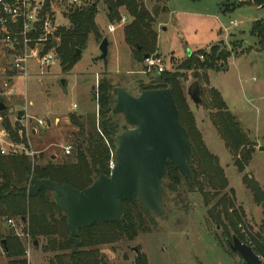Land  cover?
I'll return each instance as SVG.
<instances>
[{
	"label": "rangeland",
	"instance_id": "1",
	"mask_svg": "<svg viewBox=\"0 0 264 264\" xmlns=\"http://www.w3.org/2000/svg\"><path fill=\"white\" fill-rule=\"evenodd\" d=\"M93 1H97L100 11L95 22L101 39L96 40L93 35L88 37L85 49L78 55L79 59L69 72H60L59 61L52 46L45 52L52 55L54 63L42 67L44 75L31 76L25 81L0 76V90L13 89L8 96L0 95V100L7 106L6 117L12 127L18 123L22 129L27 149L33 153L29 156L31 159L42 155L43 161H47L54 155L53 160L57 163L72 161L73 142L77 138L76 129L69 122V115L76 113L84 118L88 114H95L98 121L93 89L96 81L105 74L111 77L115 85L137 94L140 82H146L147 75L154 71L147 70L143 62L131 63V50L122 40L123 28L130 21V17L124 15V10L121 9L123 15L119 20L109 22L102 0H89ZM142 1L146 9L154 13L155 0ZM236 2L239 0H168V15L162 19V13H159L154 22V29L158 32L157 55L167 72L185 74L177 70L176 64L190 52L201 49L208 53L211 45L217 42L222 41L225 48L232 51L227 70L209 72L207 82L202 77L206 73L203 71L197 76L189 71L186 72V79L180 78L185 102L194 117L195 125L209 152L218 158L228 187L217 197L208 195V206L198 192L188 193L180 188L178 192L168 193L164 199L165 215L154 219L149 232H140L133 240L121 239L99 246L105 264H137L139 256L144 257L145 264H242L241 257L230 251L227 244L230 238L224 235L222 225H216L208 215V209L229 188L233 189L234 206L244 215L242 230L251 234L260 231L264 209L254 197L252 189L244 183L243 177L246 175L254 182L264 196V47L258 50L255 39L250 35L252 22L261 19L263 11L251 4L226 11L231 3ZM73 3L78 6L80 0ZM70 4L71 0L49 1L48 14L56 18L59 27L67 26L65 15ZM159 19L165 22L164 28H161ZM109 25L115 28L112 33L107 31ZM104 37L109 41L106 64L99 59L100 51L97 49ZM238 42H242V45L233 46ZM245 46H251V50L241 55ZM2 49L0 42V56L3 54ZM2 65H6L3 60ZM31 66V72L40 70L34 63ZM61 80L65 83L62 84ZM195 80L199 84L198 104H194L186 94L187 87ZM18 89L25 94L18 93ZM214 89L220 91L227 110L235 116L251 142V158L242 171H239L231 150L213 124L215 109L211 105L210 91ZM73 104L76 108H73ZM36 119L45 120L46 126H39ZM116 119L125 124L121 115H116ZM33 129H36L35 133H32ZM67 144L71 145L69 154L63 149ZM9 220H12V224L4 218L0 221L1 231L6 233L11 230L19 238L23 244L26 264H48L52 253L41 249L46 239L39 238L35 245L25 233L23 221ZM133 248H137L138 253ZM0 264H9L1 243Z\"/></svg>",
	"mask_w": 264,
	"mask_h": 264
},
{
	"label": "trees",
	"instance_id": "2",
	"mask_svg": "<svg viewBox=\"0 0 264 264\" xmlns=\"http://www.w3.org/2000/svg\"><path fill=\"white\" fill-rule=\"evenodd\" d=\"M49 1L45 0L43 13L49 12ZM166 1L155 0L156 6L152 13L146 9L142 0H102L109 22L121 18L123 15L121 9L124 10V15L130 17V21L123 28V39L129 46L135 62H144L145 55L158 56L154 22L156 15L166 11L164 6ZM160 3H163L162 6H159ZM243 4L259 7L264 12V0L231 3L226 11L234 10ZM98 12L97 1L80 0L78 6L74 3L70 4L65 15L68 25L58 27L49 37L47 48H52L53 40L56 41L53 49L59 61L61 73H67L72 69L79 59L78 55L74 56L75 50H84L90 35H93L96 40L101 39L95 22ZM250 35L255 39L256 48L261 51L264 47V15L261 19L252 22ZM238 43L233 46L242 45V42ZM250 50L251 46H245L240 54H247ZM231 55L232 51L227 50L222 41L217 42L211 45L208 53L201 49L193 51L177 63V70L184 71L185 74L153 71L147 75L146 82L141 81L139 84L138 92L164 88L170 90L178 109L179 120L187 131L191 146V156L187 158V162L191 168L192 178L185 177L170 161H167L166 176L162 181L163 202L168 193H175L183 188L188 193H200L204 198V204L208 206L210 204L208 195L217 197L228 187V181L219 165L218 158L209 152L195 125L194 117L185 102L180 78L186 79V72L189 71L195 76L200 71H225ZM202 77L205 82L208 81L206 73H203ZM118 86L120 85H115L111 77L106 74L98 80L97 86L93 89L98 121L95 114H88L84 118L76 113L69 115V122L76 129L77 138L73 142L75 146L72 161L57 163L52 157L43 161L42 155L31 159L24 153L6 155L0 153V221L3 218L5 220L19 219L25 223V233L33 242H37L41 237L45 238L46 243L41 249L43 252L52 253L48 264H105L99 252L100 245L111 244L121 239L133 240L138 233L149 232V227L158 217L145 210L137 199L124 200L122 201L123 226L117 222H95L91 226L80 228L77 234L79 245L77 251L72 254L66 215L56 206L51 193L43 188L35 196H29L27 192L30 178L33 176L58 184H68L82 191L97 177V169L109 175V163L113 160L115 148L114 138L127 128L126 124H121L116 119V115L111 113L115 103L113 89ZM210 93L211 105L215 109L213 124L231 150L239 171H242L251 158V142L235 116L227 110L220 93L215 89ZM5 110L0 112V129H4L12 141L24 144L27 148L26 138L24 139L23 136L20 138L18 135L19 124L15 123V127H12ZM243 181L252 189L254 197L264 209V196L260 188L246 175ZM206 189L211 192H207ZM232 197L233 189L229 188L228 192H224L208 209V215L216 225H222L225 236L231 239L232 235H236L241 241L251 246L255 254L264 261V218L259 232L251 234L242 230L244 215L234 206ZM0 243L9 264H26L23 244L11 230L3 233L0 228ZM136 263L145 264L144 257L139 256Z\"/></svg>",
	"mask_w": 264,
	"mask_h": 264
},
{
	"label": "water",
	"instance_id": "3",
	"mask_svg": "<svg viewBox=\"0 0 264 264\" xmlns=\"http://www.w3.org/2000/svg\"><path fill=\"white\" fill-rule=\"evenodd\" d=\"M56 46V41L52 43ZM99 59L106 61L108 40L102 38L98 45ZM81 51L76 49L75 55ZM147 58V55L144 56ZM64 84L65 81L61 80ZM194 104L200 102L199 84L195 80L186 90ZM115 103L113 115H121L127 128L114 138L115 148L109 175L97 169V177L84 190L68 184H58L48 179L31 177L27 192L35 196L43 188L52 195L56 206L66 215V227L71 253L77 251L78 230L95 222H122V201L137 199L145 210L158 216L165 215L163 179L167 161L185 177L192 178L187 158L191 146L186 129L179 120L178 109L169 89H153L133 94L122 86L113 89ZM6 106L0 100V112ZM53 157V156H52ZM4 243V241H2ZM36 245L37 242L34 241ZM227 244L238 254L242 264H264L252 247L232 235ZM133 250L138 253L137 248Z\"/></svg>",
	"mask_w": 264,
	"mask_h": 264
},
{
	"label": "built area",
	"instance_id": "4",
	"mask_svg": "<svg viewBox=\"0 0 264 264\" xmlns=\"http://www.w3.org/2000/svg\"><path fill=\"white\" fill-rule=\"evenodd\" d=\"M71 1L73 3L79 0ZM43 5V0H0V42L3 45L2 57L6 59V66H1L0 62V69L2 75L10 80L20 78L25 81L31 76H42L44 75L42 67L54 63L52 55L45 51L49 37L59 24L55 17L53 19L47 12L43 13ZM114 29L112 25L107 27L109 32H113ZM33 63L38 65L40 69L38 72L30 71ZM143 63L147 70L152 69L157 73L165 71L159 56H148ZM97 82L98 80L95 87ZM5 92L10 95L13 89L10 88ZM73 108H76L75 104ZM36 122L41 127L46 126L43 119H36ZM18 133L21 138L22 129ZM63 149L66 154H69L71 145L67 144ZM0 153L2 155L24 153L28 156L33 154L24 144L18 145L12 141L4 129H0ZM111 164L112 162L109 167ZM7 222L12 224V220Z\"/></svg>",
	"mask_w": 264,
	"mask_h": 264
},
{
	"label": "crops",
	"instance_id": "5",
	"mask_svg": "<svg viewBox=\"0 0 264 264\" xmlns=\"http://www.w3.org/2000/svg\"><path fill=\"white\" fill-rule=\"evenodd\" d=\"M168 1V0H167ZM167 1L165 2V4H164V6L166 7V11L161 15L162 16V19H163V17L165 16V15H168V8H167V6H166V3H167ZM182 1H186V0H182ZM246 1V0H245ZM239 2H244V0H239ZM256 8H259V7H256ZM259 9H261V8H259ZM262 10V9H261ZM263 11V10H262ZM100 12V11H99ZM104 14V13H103ZM263 15H264V12H263ZM56 19V18H55ZM59 24V23H58ZM159 24L160 25H162L161 26V28H164L163 26L165 25V22H162V20L161 19H159ZM67 25H68V22H67ZM108 31V30H107ZM112 33V32H111ZM157 36H158V32H157ZM108 40V39H107ZM122 40H123V42H124V39H123V37H122ZM255 42V41H254ZM108 47H109V41H108ZM97 49H98V46H97ZM156 53L157 54H159V52L158 51H156ZM107 59V58H106ZM115 59H117V58H115ZM2 60L4 61V64H6L5 62H6V59H4L3 57H2V55L0 56V62H2ZM130 60H132L131 61V63H132V65H133V63H135V61L130 57ZM104 62V64H106V61H103ZM6 66V65H5ZM209 72H212V71H207L206 72V75H207V77L209 76L208 75V73ZM0 76L1 77H3V78H6V77H4L3 75H2V73H1V69H0ZM14 80H21L20 78H15ZM17 90V89H16ZM18 93H20V94H25V93H23V92H20V90L18 89ZM220 92V91H219ZM17 93V92H16ZM0 95H4V96H8L7 94H6V92L4 91V90H0ZM221 96H222V94H221ZM26 97V96H25ZM224 100V99H223ZM225 101V100H224ZM4 104V103H3ZM5 105V104H4ZM6 106V105H5ZM26 107V106H25ZM6 108H7V106H6ZM36 132V129H33L32 130V133H35ZM53 156V157H52ZM51 157L52 158H54L55 156L54 155H51Z\"/></svg>",
	"mask_w": 264,
	"mask_h": 264
}]
</instances>
